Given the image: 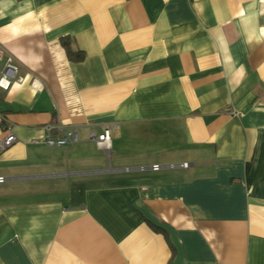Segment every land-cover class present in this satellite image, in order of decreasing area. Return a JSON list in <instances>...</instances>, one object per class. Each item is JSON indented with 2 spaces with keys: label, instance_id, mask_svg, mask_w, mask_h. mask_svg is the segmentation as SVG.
<instances>
[{
  "label": "crops",
  "instance_id": "1",
  "mask_svg": "<svg viewBox=\"0 0 264 264\" xmlns=\"http://www.w3.org/2000/svg\"><path fill=\"white\" fill-rule=\"evenodd\" d=\"M0 48V264H264V0H0Z\"/></svg>",
  "mask_w": 264,
  "mask_h": 264
},
{
  "label": "built area",
  "instance_id": "2",
  "mask_svg": "<svg viewBox=\"0 0 264 264\" xmlns=\"http://www.w3.org/2000/svg\"><path fill=\"white\" fill-rule=\"evenodd\" d=\"M3 51L0 48V58L3 56ZM6 75L8 78H15L17 75L18 69L17 67L12 63L11 59H8L7 61V67H6ZM3 73L0 72V84L3 80ZM10 86V81L7 80V84L4 85L5 89H8ZM235 115H238V112H234ZM53 126L47 125L45 127V130L47 132V137L45 139V143L51 147H62L66 148L68 146L76 145L80 142V137L77 131L70 130L66 131L64 134H52ZM117 128V126H115ZM90 138L92 141H94L97 145V147L100 150L103 151H109L111 148V130L110 127H106L104 132L102 134H97L96 132L92 131L90 134ZM16 141V137L13 133H10L6 136V138L0 143L1 149H6L13 145ZM189 164L185 163L181 165L182 168H187ZM154 170H159L160 166L156 165L153 167ZM5 178L0 177V183L4 182Z\"/></svg>",
  "mask_w": 264,
  "mask_h": 264
},
{
  "label": "trees",
  "instance_id": "3",
  "mask_svg": "<svg viewBox=\"0 0 264 264\" xmlns=\"http://www.w3.org/2000/svg\"><path fill=\"white\" fill-rule=\"evenodd\" d=\"M63 45L65 46L66 50H67V53H68V56L71 60H74V61H82L84 59V54L80 51L78 52H73L71 51L70 49V44L67 40L63 41Z\"/></svg>",
  "mask_w": 264,
  "mask_h": 264
}]
</instances>
